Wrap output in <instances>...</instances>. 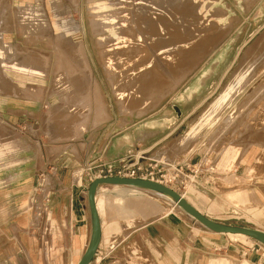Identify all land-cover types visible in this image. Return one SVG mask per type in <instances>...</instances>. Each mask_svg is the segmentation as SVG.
Segmentation results:
<instances>
[{"label":"rangeland","instance_id":"374dc122","mask_svg":"<svg viewBox=\"0 0 264 264\" xmlns=\"http://www.w3.org/2000/svg\"><path fill=\"white\" fill-rule=\"evenodd\" d=\"M90 3L89 0H78L79 8L76 10L73 0H0V91H5L10 98L14 97L20 107L16 111L10 110L5 121L0 115V125L6 126L7 136L10 137L13 132H21L31 140L29 147L47 145L54 156L63 150H71L72 153L80 150L85 153L96 144L99 147L105 145L107 151H110L120 136L132 133L139 127H148L153 119L170 115L168 124L161 131L147 134L135 146L141 147L163 133L161 143L165 153L162 156L156 157L152 153L143 155L141 150L135 148L119 157L92 160L84 167L85 170L76 169V176L86 174L89 178L88 173L96 175L99 165L104 163L115 166L124 160L133 161L139 156L145 161L155 160L150 157L159 160L163 158L162 161L166 163L184 166L186 176H183L188 181L186 188L173 184L169 187L183 194L204 215L227 225L261 228V213L248 200L245 203L234 197L239 186H228L226 180L236 170L244 173L250 166L246 162H243L246 165H241L246 154L256 155L258 151L257 160H260V164L264 161V145H261L264 143V92L252 101L255 89L264 85V67L188 150L182 146V137L241 66L248 62L258 64L264 60V0H191L190 4L199 10L197 20H200V25H215L217 29L227 30L225 36L215 43L190 73L187 72L188 75L182 76L185 77L181 81L180 76H167L165 81L163 79L161 92L153 94L154 96L138 97L134 102L118 100L117 91L122 88L110 85L108 69L99 52L102 44L112 37L93 31L91 21L96 19L97 11ZM178 3L183 4V1ZM188 19L189 23L185 21L186 26H197L194 24L196 20L191 17ZM70 23L79 25L81 42L76 41ZM79 43L82 44L83 58L87 63L88 76L85 79L82 76L85 73L83 67L76 66V61H80V58L73 50L75 44ZM55 44L61 50H57ZM66 48L70 50L68 53ZM253 57L256 59L253 60ZM19 65H25L27 71L21 70ZM172 78L173 80L168 81ZM196 85L199 90L192 100L187 101L184 98L185 91ZM98 92L105 99L109 113V117L99 122L96 121L94 112L95 95ZM246 99L249 100V105L243 115L228 128H224L226 117ZM10 153L12 152L8 150V154ZM174 157L178 159L174 160ZM246 160L252 163V160ZM263 173L264 169L256 172V175ZM254 175L250 171V176ZM44 179L46 182L42 185V191L46 193L54 185L50 177ZM133 191L157 198L160 196L144 189ZM161 200L162 216L169 212L185 214L196 224L198 236H204L207 240V250L214 257L228 259L226 264H264L262 243L254 239L241 240L226 234H215L182 209L173 208L168 199L161 196ZM36 207L40 208L41 204ZM202 230L206 232L205 235H201ZM212 236L216 237L213 241L221 247L220 250L214 251L210 247ZM253 249L259 252H252ZM254 256L257 258L252 263L250 259Z\"/></svg>","mask_w":264,"mask_h":264},{"label":"crops","instance_id":"0c3cea01","mask_svg":"<svg viewBox=\"0 0 264 264\" xmlns=\"http://www.w3.org/2000/svg\"><path fill=\"white\" fill-rule=\"evenodd\" d=\"M16 103L14 97L0 91V115L4 120L10 110L20 109ZM162 134L141 147H135L140 142L124 149L113 146L110 152L105 145L96 144L85 153L63 150L54 156L47 145L29 147L31 140L21 132L8 137L6 126L0 125V264H77L92 236L88 189L93 181L84 174L76 176L75 170L84 169L92 160L119 157L135 148L143 155L160 157L165 151ZM8 150L12 153L8 154ZM256 152L253 163L245 160L248 154L241 160V165L250 164L244 173L236 170L226 181L228 186H239L234 197L245 203L248 200L261 213L259 221L263 226L256 229L264 231V173L256 175L264 169V161L260 164ZM250 171L255 173L253 177ZM46 177L53 180L54 186L44 193ZM161 202V196L118 185H100L96 204L102 238L91 264L227 263L228 259L214 257L207 250V240L198 236L196 224L185 214L169 212L162 216ZM39 203L40 208L36 207ZM200 233L206 234L203 230ZM210 240L214 251L221 249L213 241L216 237Z\"/></svg>","mask_w":264,"mask_h":264},{"label":"bare ground","instance_id":"6f19581e","mask_svg":"<svg viewBox=\"0 0 264 264\" xmlns=\"http://www.w3.org/2000/svg\"><path fill=\"white\" fill-rule=\"evenodd\" d=\"M179 1L180 0H89V3L91 2L90 5H94V10L97 11V14L95 13L96 19L91 21L93 31H95L96 34L100 33L105 37H112L110 41L102 44V50L99 54L104 66L108 69L107 76L110 85L115 88H122L117 91L118 100L123 102H134L138 97L143 98V96L159 93L162 90L163 79L167 76H180L181 81L182 78L188 75V71L190 73L194 69V66L201 61L215 43L218 42L223 35L225 36L224 33L227 30L224 31L219 28L217 29L215 25L211 27H203V25H200V20H197L199 19V10L190 4L191 0H182L183 4H179ZM78 5V0H73V7H75L76 10L79 8ZM222 14L224 13L222 12ZM186 17L187 19H185ZM190 17L196 20V23L194 24H197V26L193 25L192 28L185 25V21L188 22L187 20H189L188 18ZM71 26L76 41L81 42L80 29L78 28L79 25L73 23ZM75 45V47L72 46L74 47L73 50L80 58V61L79 59L76 61V66L79 68L83 67L85 73L82 76L83 79H85L88 74L86 71L87 63L83 58L84 53L81 46L82 44L79 43ZM55 47L57 50H61L57 44H55ZM263 47L261 49H263ZM66 50L67 48L65 51ZM69 51L67 50V53ZM0 53H2L1 50ZM73 55L75 54H72V56ZM254 57L253 60L256 59H254ZM260 57H262V55H260ZM19 66L23 71H27L28 69L25 65ZM263 67L264 60L258 64L256 62H248L234 73L231 80L219 92L218 96H216L199 119L187 130L185 136L183 135L182 146L186 147L185 150H188L192 146L191 144L199 140L202 132L216 122V119L222 110L235 100V98L241 93L242 89L248 85L250 80H252L255 74ZM183 75L185 76L182 77ZM169 80H173V78L168 79V81ZM180 81L178 82L180 83ZM201 82H203V80ZM198 90L199 86L197 85L189 87L185 91L184 98L187 101L192 100ZM263 92L264 85L259 89H255L252 95V101L258 98ZM248 105L249 100L246 99L238 109L229 114L226 117L224 128H228L234 120L243 115V111L247 109ZM94 109L97 122L109 117L105 99L99 92L98 95H95ZM129 109L131 108L129 107ZM169 117L170 115L158 117L153 119L148 127H139L132 133H126L125 135L120 136L114 143V147L124 149L135 146L138 142L144 140L147 134L151 135L155 132L161 131L168 124ZM261 145H264V143H261ZM252 154L248 153L246 159L248 158L252 160L253 163L257 158V155ZM176 157H174V160L178 159ZM118 186L121 188H131L132 190L137 189L128 186ZM234 186L237 187V185ZM151 192L168 199V201L172 202L173 208L178 207L182 209L171 197L156 191ZM181 195L184 196L183 194ZM185 213L206 228V226L196 220L193 216L187 212ZM214 233L222 234L218 232ZM225 234L236 239L252 240L249 236L241 233Z\"/></svg>","mask_w":264,"mask_h":264},{"label":"water","instance_id":"95a60500","mask_svg":"<svg viewBox=\"0 0 264 264\" xmlns=\"http://www.w3.org/2000/svg\"><path fill=\"white\" fill-rule=\"evenodd\" d=\"M102 184H112L121 185L134 188H140L150 191H156L163 193L172 199L180 206L185 212L193 216L196 220L202 223L206 228L213 232L218 233H241L249 236L250 238L264 244V231L255 228L239 227L233 225H227L210 219L206 215L202 214L194 205H192L184 196L173 188L161 184L159 182L141 179V178H126L120 176L111 177H100L91 183L88 189V202L92 218V236L86 252L82 256L81 260L77 264H91L94 257L99 249L101 238H102V228L100 222V216L96 204V194L98 188Z\"/></svg>","mask_w":264,"mask_h":264},{"label":"built area","instance_id":"2783aa9c","mask_svg":"<svg viewBox=\"0 0 264 264\" xmlns=\"http://www.w3.org/2000/svg\"><path fill=\"white\" fill-rule=\"evenodd\" d=\"M141 157L142 156H139L133 161L124 160L121 164L115 166L106 163L101 164L99 165L96 175L88 173L89 179L93 181L100 177L120 176L126 178L148 179L168 186L173 184L178 187L186 188L187 177H185L186 175L184 174L183 165L156 160L145 161V159ZM89 170L92 169L89 168Z\"/></svg>","mask_w":264,"mask_h":264}]
</instances>
